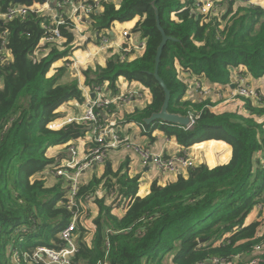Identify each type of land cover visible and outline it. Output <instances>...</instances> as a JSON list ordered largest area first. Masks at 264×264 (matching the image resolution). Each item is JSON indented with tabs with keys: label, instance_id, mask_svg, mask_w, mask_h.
I'll use <instances>...</instances> for the list:
<instances>
[{
	"label": "trees",
	"instance_id": "16d2710c",
	"mask_svg": "<svg viewBox=\"0 0 264 264\" xmlns=\"http://www.w3.org/2000/svg\"><path fill=\"white\" fill-rule=\"evenodd\" d=\"M72 1L94 8L89 22L99 39L108 36L115 22L140 17L133 32L147 40L141 57L129 61L126 55L113 56L105 67L85 71L86 85L93 92L106 82L116 91L120 77L141 82L150 89L153 101L125 122L161 128L184 148L224 141L232 147V159L213 169L204 164L190 168L187 177L179 176L166 186L154 182L145 197L137 196L140 178H130L126 165L117 172L108 168L100 179L82 185L73 207L64 199L62 183L48 188L43 180L32 181L56 162L47 157L49 148L78 140L91 128L77 122L59 130L49 128L60 118V107L85 101L77 80L62 82L65 67L47 77L53 63L73 52L75 25L63 15L64 9H57L64 21L58 26L64 42L48 43L44 47L48 56L37 60L34 54L40 42L51 36L49 30L56 25L51 16L29 11L1 26L7 31L13 60L0 67V264H41L34 259V249L59 248L58 234L74 219L78 250L73 264H207L213 259L236 264L257 259L256 264H264V229L259 222L245 224L255 206H264V125L238 113L214 114L209 101L183 102L186 85L176 68L178 64L184 72L204 75L213 83H229L231 69L241 65L255 79L264 78V9L249 5L233 13L232 2L221 18L205 21L192 13L195 0H120L119 7L108 1L98 5L94 0ZM14 4L0 0V12ZM100 6L102 12L97 11ZM157 13L167 36L174 39L165 47L159 69L171 91L169 112L192 117L194 127L189 130L160 122L153 127L146 124L165 102L154 77L162 41ZM173 13L177 20H172ZM246 108L251 115L264 114L250 100ZM98 113L103 121V111ZM100 189L103 197L98 195ZM88 197L98 208L93 232L81 222ZM108 198H114L113 204ZM115 207L125 210L121 218L113 213ZM258 246L263 250L256 254Z\"/></svg>",
	"mask_w": 264,
	"mask_h": 264
},
{
	"label": "crops",
	"instance_id": "0c3cea01",
	"mask_svg": "<svg viewBox=\"0 0 264 264\" xmlns=\"http://www.w3.org/2000/svg\"><path fill=\"white\" fill-rule=\"evenodd\" d=\"M97 2L108 1L113 2L119 7L120 0H96ZM184 1V0H183ZM36 4V1H34ZM82 3V2H78ZM249 5L259 6L264 9V0H238L232 7L233 13L239 8L247 7ZM229 6L223 5L221 14L225 15ZM65 15L75 25L74 35L75 41L73 44V52L70 56L60 59L52 64L47 77L51 78L55 76L59 69L65 67L66 74L62 79L63 83L72 82L77 80L79 87L85 97L84 103L78 101H70L64 104L57 110L60 114V118L56 119L50 124L53 130H59L65 125L70 124V120L79 124L80 116L85 115L89 102L93 99V94H99L104 99L111 101L108 120L110 122L117 123L123 130V136L128 137L139 145L145 146L159 155L168 157L187 156L190 157L195 167L202 164L207 165L210 169L218 166L226 165L232 159V147L224 141L209 140L202 143L194 144L189 148L181 146L175 136H168L161 128L142 130L136 122H125L126 117L135 113L136 110H143L153 101V96L149 88L138 81H128L125 77H120L116 84V91L110 89L109 82H106L101 87H97V91L93 92L92 88L86 85V77L84 72L89 69H96L98 66L105 67L107 61L113 56H121L124 53V49H128V53H125L130 61L141 57L145 48L139 46L144 39L140 32L134 33L133 29L140 21V17L135 18L130 22L120 23L115 22L109 31L111 38V46L108 49H102L100 47V39L96 32L91 28L89 19L84 18L82 21H78L75 18L72 8H63ZM62 10V9H61ZM98 11L102 12L101 6ZM52 15L60 16V11L57 9L50 12ZM176 16V15H175ZM176 20L177 18L174 17ZM221 21V20H220ZM225 22L222 23V26ZM125 33L127 35L125 36ZM147 41V40H146ZM64 41L59 42L62 44ZM137 43V44H136ZM48 43L44 40L40 42L38 50L34 54V58L39 60L45 58L49 54V50L44 48ZM134 44V45H133ZM136 46V47H135ZM62 48V47H61ZM60 48V49H61ZM8 61L13 60L11 52L7 53ZM177 74L181 81L187 82L186 91L182 101L192 103H202L209 101L213 106L210 107L211 112L220 115L223 113H238L245 117L254 118L258 123L264 125V114L261 116L251 115L246 108V101L239 98H234L235 84H239L243 79L249 87L256 89L258 92V99H250L254 106L259 109H264V78L255 79L245 66H239L232 68L229 75V83H213L208 78L195 75L193 72L190 74L182 72V68L177 64ZM194 85V90L189 91V87ZM124 97V99H122ZM73 111H71V108ZM68 109V110H67ZM153 127V125L151 126ZM211 143H215L212 144ZM75 146L78 150L79 160L83 159L85 154L91 151L96 143L93 139L92 132H88L84 137L78 140L71 141L67 144L58 145L49 148L47 151V157L55 159L56 162L53 165H49L46 170L34 175L31 180H43L46 183V187L52 188L60 184L62 181L56 177L53 166L59 165L64 159L70 158L69 147ZM126 165V170L130 178L139 177V191L138 197H145L150 193L151 186L154 182H157L160 186H166L169 183L175 182L179 176L187 177L189 169H183L177 167L172 172L164 173L157 168L149 167L144 168L141 164V158L134 152L126 151L125 149L110 150L106 161L87 171L83 175V184L87 185L94 178L100 179L108 168H111L113 172H117L123 166ZM62 188L65 193V184H62ZM98 195L103 197L105 192L103 189L98 191ZM84 204L85 215L81 218V222L86 228L93 232L95 227L93 225L94 219L98 215V208L93 202V199L86 198ZM114 198H108V204H113ZM263 206V205H262ZM125 208V207H124ZM123 208L115 207L113 213L121 218L124 215ZM253 222L260 223V230L264 229V207L256 206L251 214L248 216L245 224L249 225ZM91 234L87 236L89 242H91Z\"/></svg>",
	"mask_w": 264,
	"mask_h": 264
},
{
	"label": "built area",
	"instance_id": "2783aa9c",
	"mask_svg": "<svg viewBox=\"0 0 264 264\" xmlns=\"http://www.w3.org/2000/svg\"><path fill=\"white\" fill-rule=\"evenodd\" d=\"M238 0H195V7L192 13L194 15H201L208 21L209 18H221V9L223 5H230L232 2H237ZM94 2L98 5L100 4L96 0ZM49 4H54L57 8H72L75 18L78 21H82L84 18L89 19V16L96 12L91 5L76 3L72 0H48V4L43 5L39 2H34L32 6H26L24 4H14L6 9L5 12H0V67L8 63L7 53L10 51L7 49V31H1V26L8 21H12L16 18L25 17L29 11L35 12L37 14L45 13L51 16L52 21L55 23L54 28H50V37H46L44 40L46 43H59L63 41L58 26L64 24L61 16L52 15L50 12L52 10L49 8ZM99 9V7H98ZM98 11V10H97ZM176 14H172V20H176L174 17ZM127 33H125V36ZM147 41L141 42V47H146ZM137 44V43H136ZM134 45V44H133ZM111 46V38L103 35L100 38V47L102 49H108ZM136 47V46H135ZM128 47L124 49L127 52ZM184 72L183 70H181ZM186 73V72H185ZM190 74V72L188 73ZM186 86L187 82L182 81ZM3 85V80L0 77V88ZM194 85L189 87V91L194 90ZM97 91V88H96ZM188 91V90H186ZM234 98H239L243 100L258 99L259 95L256 89L246 85L243 79L240 80L239 84H235L233 90ZM96 95V94H95ZM97 94L94 99H92L87 107V111L83 117L82 122L88 123L91 132L93 134L94 142L96 146L85 154L84 158L79 160L78 150L75 146L69 147L70 158L64 159L59 165L53 166L54 173L56 177L61 179L66 183L65 197L69 206H74L76 203V198L83 185V175L93 169L94 167L103 164L108 156L110 150L125 149L129 152H134L141 158V164L144 168L154 167L158 170L168 173L175 170L177 167L183 169H190L195 167L193 160L187 156H176L168 157L164 155H159L152 153L150 149L145 146L139 145L128 137L123 136V130L121 127L115 123L108 120L109 108L111 101L98 96ZM124 99V97H122ZM98 110L103 111L104 120L100 119V113ZM191 125L187 129H192L194 127V120L190 118ZM73 123L72 120L69 121ZM51 124V123H50ZM140 128L146 131L144 125L139 124ZM49 128L52 129L49 125ZM64 201V200H63ZM60 202V205L63 203ZM260 208L264 206L259 205ZM59 248L38 246L34 250V259L41 264H73V257L78 250V234H77V222L76 219L65 226L61 232L58 234ZM262 247L258 246L255 253H261ZM16 258V257H15ZM239 258H237L238 260ZM17 261V260H15ZM257 259L253 260L250 264H256ZM101 264V263H100ZM102 264H106L105 262ZM207 264H236L234 261H226L224 259H213Z\"/></svg>",
	"mask_w": 264,
	"mask_h": 264
},
{
	"label": "water",
	"instance_id": "95a60500",
	"mask_svg": "<svg viewBox=\"0 0 264 264\" xmlns=\"http://www.w3.org/2000/svg\"><path fill=\"white\" fill-rule=\"evenodd\" d=\"M34 1L39 2L43 5L48 4V0H13V2L15 4H23V3L34 2ZM49 8L51 10L59 9L54 4H49ZM156 20H157V28H158L161 36H162V41H161V44H160L158 51H157L154 77H155L156 81L158 82L159 86L163 89V91L165 93V102H164V105L162 107L161 112L154 114L150 119L146 120V124L148 126H152L153 124L160 122L163 124H172V125H177L180 127L187 128L191 125V120L189 117H182L180 115L171 114L169 112V105H170V101H171V91L168 89L165 81L161 78V76L159 74V69H160V65L162 62V56H163L164 49L167 46V44L174 39L167 36L166 32L162 28L160 17L158 15V13H157V19ZM95 96L96 95L93 94L92 98L94 99Z\"/></svg>",
	"mask_w": 264,
	"mask_h": 264
},
{
	"label": "rangeland",
	"instance_id": "374dc122",
	"mask_svg": "<svg viewBox=\"0 0 264 264\" xmlns=\"http://www.w3.org/2000/svg\"><path fill=\"white\" fill-rule=\"evenodd\" d=\"M139 46H141V45H139ZM128 52H131V51L124 52L123 55L120 56V58L124 59V58H125V56H124L125 53H128ZM127 57H128V56H127ZM129 61H130V59H129ZM132 61H133V60H132ZM99 67H100V66H99ZM70 108H71V107H70ZM67 110H68V109H67ZM70 110L73 111L72 108H71ZM78 118H80L79 123H85V122H82V120H81V119H83V116H80V117H78ZM51 148H52V147H51ZM41 173H42V172H41ZM39 174H40V173H39ZM60 182H61L62 184H64L63 181H60ZM65 186H66V185H65ZM255 207H256V206H255ZM168 257L171 258V255L168 256ZM15 262H17V261H13V263H15Z\"/></svg>",
	"mask_w": 264,
	"mask_h": 264
}]
</instances>
